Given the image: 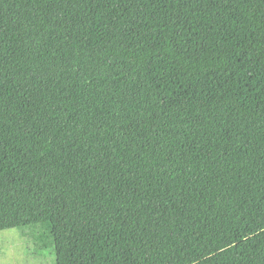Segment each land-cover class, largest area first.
I'll return each mask as SVG.
<instances>
[{
	"label": "trees",
	"instance_id": "1",
	"mask_svg": "<svg viewBox=\"0 0 264 264\" xmlns=\"http://www.w3.org/2000/svg\"><path fill=\"white\" fill-rule=\"evenodd\" d=\"M14 228L55 264H264V0H0Z\"/></svg>",
	"mask_w": 264,
	"mask_h": 264
},
{
	"label": "rangeland",
	"instance_id": "2",
	"mask_svg": "<svg viewBox=\"0 0 264 264\" xmlns=\"http://www.w3.org/2000/svg\"><path fill=\"white\" fill-rule=\"evenodd\" d=\"M22 229L0 230V264H55L51 249L35 246Z\"/></svg>",
	"mask_w": 264,
	"mask_h": 264
}]
</instances>
